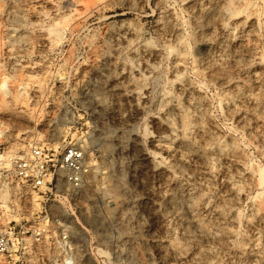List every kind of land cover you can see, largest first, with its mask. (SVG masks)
I'll use <instances>...</instances> for the list:
<instances>
[{"label":"rangeland","instance_id":"374dc122","mask_svg":"<svg viewBox=\"0 0 264 264\" xmlns=\"http://www.w3.org/2000/svg\"><path fill=\"white\" fill-rule=\"evenodd\" d=\"M67 143L68 244L10 264H264V0H0V161Z\"/></svg>","mask_w":264,"mask_h":264},{"label":"built area","instance_id":"2783aa9c","mask_svg":"<svg viewBox=\"0 0 264 264\" xmlns=\"http://www.w3.org/2000/svg\"><path fill=\"white\" fill-rule=\"evenodd\" d=\"M3 162L0 161V264L17 260L25 253L28 242L40 244L47 236L52 240L51 230L57 231L54 241L66 246L69 216L55 215L52 208L58 204L63 210L70 194L81 189L90 167L83 149L70 143L54 148L35 145L21 157L11 158L9 164ZM4 188L8 192L5 200L1 197ZM29 202L38 203L40 210L27 218L18 207ZM66 257L67 254L62 259Z\"/></svg>","mask_w":264,"mask_h":264},{"label":"bare ground","instance_id":"6f19581e","mask_svg":"<svg viewBox=\"0 0 264 264\" xmlns=\"http://www.w3.org/2000/svg\"><path fill=\"white\" fill-rule=\"evenodd\" d=\"M0 159H1V158H0ZM87 179H88V178H87ZM7 194H8V192H7L6 188H4L1 197L5 200V197L7 196ZM69 223L72 225V222H71V221H69Z\"/></svg>","mask_w":264,"mask_h":264}]
</instances>
